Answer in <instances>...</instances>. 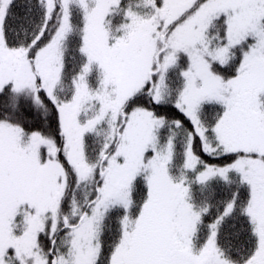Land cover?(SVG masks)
I'll return each mask as SVG.
<instances>
[{
    "label": "snow or ice",
    "instance_id": "obj_1",
    "mask_svg": "<svg viewBox=\"0 0 264 264\" xmlns=\"http://www.w3.org/2000/svg\"><path fill=\"white\" fill-rule=\"evenodd\" d=\"M0 264H264V0H0Z\"/></svg>",
    "mask_w": 264,
    "mask_h": 264
}]
</instances>
